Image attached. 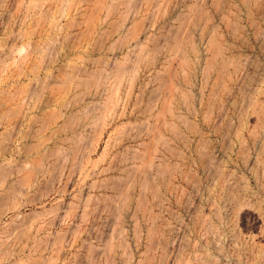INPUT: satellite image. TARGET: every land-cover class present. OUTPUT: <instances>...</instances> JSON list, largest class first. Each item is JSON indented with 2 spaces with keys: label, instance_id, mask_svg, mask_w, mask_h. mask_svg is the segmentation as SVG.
<instances>
[{
  "label": "rangeland",
  "instance_id": "rangeland-1",
  "mask_svg": "<svg viewBox=\"0 0 264 264\" xmlns=\"http://www.w3.org/2000/svg\"><path fill=\"white\" fill-rule=\"evenodd\" d=\"M0 264H264V0H0Z\"/></svg>",
  "mask_w": 264,
  "mask_h": 264
},
{
  "label": "bare ground",
  "instance_id": "bare-ground-1",
  "mask_svg": "<svg viewBox=\"0 0 264 264\" xmlns=\"http://www.w3.org/2000/svg\"><path fill=\"white\" fill-rule=\"evenodd\" d=\"M65 4V3H64ZM66 6V5H65ZM101 6V5H100ZM100 6H99V8H100ZM72 8V7H71ZM101 8H102V6H101ZM96 10V9H95ZM60 12V11H59ZM213 45V44H212ZM215 48V47H214ZM216 49V48H215ZM214 49V50H215ZM35 50V49H34ZM38 50V49H37ZM43 51V50H42ZM216 51V50H215ZM40 53V52H39ZM45 54V53H44ZM217 54V53H216ZM35 70V69H34ZM120 78V77H119ZM121 80V79H120ZM67 84V83H66ZM65 84V85H66ZM117 85V84H116ZM60 88V87H59ZM60 90V89H59ZM114 92V91H113ZM63 100V99H62ZM249 102V101H248ZM63 108V107H62ZM166 110V109H165ZM104 114V113H103ZM257 136V135H256ZM161 142V141H160ZM59 153V152H58ZM131 153V152H130ZM61 156V155H60ZM135 174V173H134ZM115 221V220H114ZM116 224V223H115ZM113 230H115V229H113ZM116 231V230H115ZM116 233H118V231L116 232ZM120 234V233H119ZM112 240V239H111ZM108 248H109V246H108ZM110 249V248H109ZM104 252V251H103ZM106 253H109V252H107L106 251ZM101 254V253H100ZM104 254V253H103ZM106 262V261H105Z\"/></svg>",
  "mask_w": 264,
  "mask_h": 264
}]
</instances>
